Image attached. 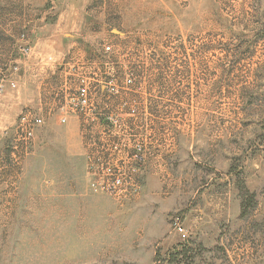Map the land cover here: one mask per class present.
<instances>
[{"label": "rangeland", "instance_id": "rangeland-1", "mask_svg": "<svg viewBox=\"0 0 264 264\" xmlns=\"http://www.w3.org/2000/svg\"><path fill=\"white\" fill-rule=\"evenodd\" d=\"M58 46L68 51L51 88L57 106L81 78L96 98L110 95L109 80L146 98L155 152L143 201L115 211L95 193L106 211L90 223L87 204L74 213L62 191L38 199L35 215L14 207L27 193L13 195L12 213L0 209V264H170L185 242L192 257L180 264H264V0H0L3 124L19 110L23 62L54 63ZM21 112L4 148L19 142ZM241 181L256 193L243 214Z\"/></svg>", "mask_w": 264, "mask_h": 264}, {"label": "crops", "instance_id": "crops-1", "mask_svg": "<svg viewBox=\"0 0 264 264\" xmlns=\"http://www.w3.org/2000/svg\"><path fill=\"white\" fill-rule=\"evenodd\" d=\"M56 50L59 56L55 57L54 63L39 57L33 62H23L19 77L26 83H18L19 91L15 95L19 110L11 124H3L0 121V209L4 214H11L12 196L26 199L27 193V202L16 201L14 207L17 213L26 207L30 214L35 215L38 214V199L59 200L58 193L62 191L75 202L74 213L81 212V199L87 204L85 207L88 208L89 221L92 223L94 217L102 215L106 210L102 209L104 205H97L100 198L89 190L80 116L62 109L55 110L57 105L50 97L55 74L61 69L60 61L68 51L61 46L56 47ZM58 75L61 76L60 73ZM51 104L54 106L52 111L49 109ZM28 108H33L44 119L43 126L36 130L37 139L34 145L25 148L22 143H17L15 146L4 148L5 130L13 127L18 114ZM62 118H66V121L62 122ZM8 186H11L13 191L8 190ZM142 201L143 194L127 209L120 208L111 199L115 211L119 208L120 211H125L139 207ZM106 207L110 209L111 204ZM150 255L154 258L155 252L152 251Z\"/></svg>", "mask_w": 264, "mask_h": 264}, {"label": "built area", "instance_id": "built-area-1", "mask_svg": "<svg viewBox=\"0 0 264 264\" xmlns=\"http://www.w3.org/2000/svg\"><path fill=\"white\" fill-rule=\"evenodd\" d=\"M111 48L105 46L106 51ZM132 83L127 77L124 85ZM106 88L110 95L93 97L86 79L81 78L73 94L66 95L62 90L64 96L56 109L80 116L90 190L109 196L116 205L125 208L135 203L142 192L144 173L155 152L154 134L149 130L147 113L141 111L146 98L117 94L119 86L114 80H109ZM43 124L38 112L23 110L18 120L17 143L31 147L36 130ZM174 220L182 241H186L187 230L179 218Z\"/></svg>", "mask_w": 264, "mask_h": 264}, {"label": "trees", "instance_id": "trees-1", "mask_svg": "<svg viewBox=\"0 0 264 264\" xmlns=\"http://www.w3.org/2000/svg\"><path fill=\"white\" fill-rule=\"evenodd\" d=\"M238 189H239V195L241 198V208H242V214L246 212L247 206L250 205V203L256 202V193L249 190V188L246 186L244 181L238 182ZM192 252L191 246H189L188 242L185 243H179L177 246L173 248L172 251L168 252L167 254V260L170 264H180L183 260L187 259L189 257H192L188 255ZM155 262L157 263L159 260H161L160 252L159 250L156 251Z\"/></svg>", "mask_w": 264, "mask_h": 264}]
</instances>
